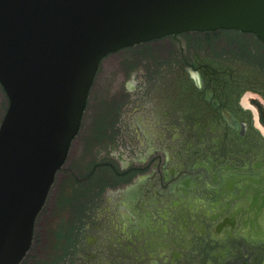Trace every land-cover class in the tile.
I'll return each mask as SVG.
<instances>
[{"label":"flooded vegetation","instance_id":"af4514ba","mask_svg":"<svg viewBox=\"0 0 264 264\" xmlns=\"http://www.w3.org/2000/svg\"><path fill=\"white\" fill-rule=\"evenodd\" d=\"M144 43L152 57L123 54L120 65L141 60L155 81L147 60L166 61L167 86L122 105L131 166L77 200L85 210L64 264H264V218L253 212H264V41L220 29ZM231 205L235 228L212 230Z\"/></svg>","mask_w":264,"mask_h":264},{"label":"water","instance_id":"95a60500","mask_svg":"<svg viewBox=\"0 0 264 264\" xmlns=\"http://www.w3.org/2000/svg\"><path fill=\"white\" fill-rule=\"evenodd\" d=\"M220 29L264 41V0H0V86L8 102L0 122V264H20L31 247L101 61L169 35ZM230 209L231 220L212 230L235 228L238 212Z\"/></svg>","mask_w":264,"mask_h":264},{"label":"rangeland","instance_id":"374dc122","mask_svg":"<svg viewBox=\"0 0 264 264\" xmlns=\"http://www.w3.org/2000/svg\"><path fill=\"white\" fill-rule=\"evenodd\" d=\"M154 45L144 43L133 46L128 50L110 54L101 61L89 92L79 133L74 138L67 159L55 177L35 220L31 247L20 264H64L72 252L70 250L72 240L69 238L72 229L77 227V218L81 219V212L85 210V203L79 204L81 209L75 207L77 200L89 195L98 181L105 183L108 180V172L112 175L131 166L133 151L126 142L123 116L126 106L122 105L127 103L128 99L130 101L132 96L135 102L137 98L147 96L146 91L150 95L153 90L166 87L171 73L168 62H158L153 58L151 61L147 60V64L155 66L157 80H145L143 77L146 76L144 75L146 66L141 60L123 66L120 65L119 59L123 54L143 57L145 52L152 57ZM143 87L146 91L141 90ZM153 97L150 95V98ZM7 105V98L0 86V122ZM112 114L113 118L109 122ZM96 119L102 126H99L98 130L102 131L97 133V137L91 135L90 138L91 121ZM106 127L111 130H105ZM83 142L86 145L80 150ZM100 164L103 166L95 170ZM81 179L82 182L87 180V183L79 184L78 181ZM111 186L108 184V187ZM59 196L63 197V202L56 206Z\"/></svg>","mask_w":264,"mask_h":264},{"label":"bare ground","instance_id":"6f19581e","mask_svg":"<svg viewBox=\"0 0 264 264\" xmlns=\"http://www.w3.org/2000/svg\"><path fill=\"white\" fill-rule=\"evenodd\" d=\"M262 129V128H261ZM263 133H264V130L262 129Z\"/></svg>","mask_w":264,"mask_h":264}]
</instances>
